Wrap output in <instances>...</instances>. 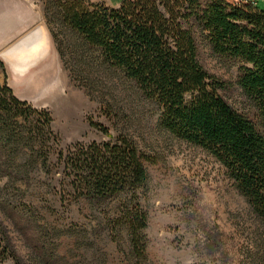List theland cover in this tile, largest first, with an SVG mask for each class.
I'll list each match as a JSON object with an SVG mask.
<instances>
[{"label": "rangeland", "instance_id": "rangeland-1", "mask_svg": "<svg viewBox=\"0 0 264 264\" xmlns=\"http://www.w3.org/2000/svg\"><path fill=\"white\" fill-rule=\"evenodd\" d=\"M86 1L113 9L117 0ZM57 2L0 0V55L42 24L53 50L19 83L0 59V86L48 111L60 140L48 143L47 163L39 141L35 152L25 145L18 163L0 168V252H9L0 264H264L263 224L225 169L201 148L163 130L157 109L141 99L136 87L56 23ZM258 7L264 10V1ZM199 58L209 74L236 83L238 65L218 57L202 40ZM223 94L230 104L244 106L237 87ZM91 121L107 128L112 139L128 137L152 160L146 164L148 187L141 192L148 215L142 261L131 255L126 232L112 233L103 225L105 213L117 216L118 203L95 211L77 201L65 181L61 151L109 140Z\"/></svg>", "mask_w": 264, "mask_h": 264}, {"label": "trees", "instance_id": "trees-1", "mask_svg": "<svg viewBox=\"0 0 264 264\" xmlns=\"http://www.w3.org/2000/svg\"><path fill=\"white\" fill-rule=\"evenodd\" d=\"M56 23L69 29L82 46L109 69L118 71L158 111L160 127L201 148L225 169L227 178L264 227V10L227 0H124L110 9L86 0H58ZM199 40L220 58L238 65L236 83L209 74L199 58ZM237 87L243 107L223 93ZM46 110L19 100L0 86V168L18 163L39 147L48 161L49 142L59 145ZM78 143L59 153L68 188L79 202L97 211L118 203L117 216L105 213L104 227L126 232L130 253L146 257L148 215L141 203L151 158L128 137ZM8 250L0 252V262Z\"/></svg>", "mask_w": 264, "mask_h": 264}, {"label": "crops", "instance_id": "crops-1", "mask_svg": "<svg viewBox=\"0 0 264 264\" xmlns=\"http://www.w3.org/2000/svg\"><path fill=\"white\" fill-rule=\"evenodd\" d=\"M124 0L110 5L116 9ZM52 40L45 25H36L14 41L1 55L0 59L9 69L17 83L41 67L52 55Z\"/></svg>", "mask_w": 264, "mask_h": 264}, {"label": "built area", "instance_id": "built-area-1", "mask_svg": "<svg viewBox=\"0 0 264 264\" xmlns=\"http://www.w3.org/2000/svg\"><path fill=\"white\" fill-rule=\"evenodd\" d=\"M259 1H264V0H238V2H240V3H242V2L250 3L254 6H258Z\"/></svg>", "mask_w": 264, "mask_h": 264}]
</instances>
